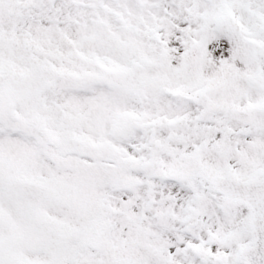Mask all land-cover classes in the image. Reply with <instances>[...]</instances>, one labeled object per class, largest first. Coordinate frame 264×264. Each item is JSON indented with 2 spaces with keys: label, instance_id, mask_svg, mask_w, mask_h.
Listing matches in <instances>:
<instances>
[{
  "label": "snow or ice",
  "instance_id": "1",
  "mask_svg": "<svg viewBox=\"0 0 264 264\" xmlns=\"http://www.w3.org/2000/svg\"><path fill=\"white\" fill-rule=\"evenodd\" d=\"M0 264H264V0H0Z\"/></svg>",
  "mask_w": 264,
  "mask_h": 264
}]
</instances>
